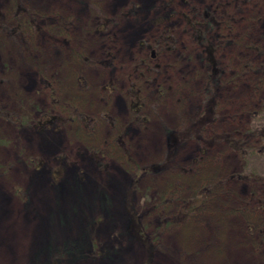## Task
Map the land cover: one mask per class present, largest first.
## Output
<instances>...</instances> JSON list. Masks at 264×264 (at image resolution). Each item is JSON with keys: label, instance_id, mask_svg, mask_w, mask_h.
<instances>
[{"label": "rangeland", "instance_id": "rangeland-1", "mask_svg": "<svg viewBox=\"0 0 264 264\" xmlns=\"http://www.w3.org/2000/svg\"><path fill=\"white\" fill-rule=\"evenodd\" d=\"M27 2L42 17L66 18L72 44L88 60L75 65L85 81L84 89H76L67 75L74 65L68 68L62 63L59 49L48 45L33 49L34 44L22 53L15 40L0 32V264H44L60 255L62 264H264V242L259 247L251 243L254 236L249 239L240 214L223 215L217 221L210 212L204 214L206 222L190 234L188 230L164 232L148 261L146 248L125 230L123 201L130 171L111 156L99 158L107 165L102 170L90 160L85 143L75 138L69 126L44 131L29 126V121L51 109L38 82V71L45 66L48 78L60 92L65 90L63 100L75 97L77 111L97 117L104 112L123 129L128 110L122 90L134 59L147 54L139 49V42L167 33L176 46L159 54L162 73L157 82L163 85V95L146 94V121L128 126L125 136L135 165L156 161L165 149L164 128L175 127L198 102L195 72L203 65L189 52L179 13L186 8L185 2L201 6L206 0H172L169 4L167 0ZM9 4L10 0H0L2 10L9 11ZM258 4L264 10V0ZM108 56L113 58L112 68L102 62ZM229 93L227 88L222 94L225 113L241 106L229 104ZM22 116L26 122L19 121ZM104 121L102 137L111 129L108 119ZM234 121L221 120L218 125L231 130L238 124ZM216 149L220 150V173L264 172L263 155L241 162L224 146ZM195 154L196 143L188 140L179 145L173 162L187 165ZM55 168L60 169L59 178L52 177ZM150 176H143L134 193L138 211L146 209L144 188L155 182ZM238 184L230 183L227 188L233 190L232 197L225 196L214 206L221 210L226 203L237 206L245 199L249 187ZM152 193L153 189L148 191L149 196ZM258 219L264 220V210ZM144 222L150 233L160 223L155 213Z\"/></svg>", "mask_w": 264, "mask_h": 264}, {"label": "trees", "instance_id": "trees-1", "mask_svg": "<svg viewBox=\"0 0 264 264\" xmlns=\"http://www.w3.org/2000/svg\"><path fill=\"white\" fill-rule=\"evenodd\" d=\"M185 3L186 8L179 15L184 23L189 52L203 65L195 72L194 92L198 102L175 127L164 128L165 149L160 158L135 165L125 136L131 124L145 123L146 94L163 95V85L157 82L162 73L159 54L176 46L174 38L167 33L159 32L154 38L139 42V49L147 50V54L134 59L122 90L128 110V122L123 129H118L114 119L104 112V116L97 117L77 111L75 97L63 100L65 90L61 88L60 92L55 82L48 78L45 66L38 71V82L46 91L53 110L47 109L29 121L30 125L28 123L38 131L69 126L75 138L85 143L90 160L102 170L107 169V165L99 158L111 156L130 171L123 201L125 230L146 248L148 261L164 232L188 230L190 234L198 229V224L206 222L204 214L209 212L217 221L223 215L240 214L249 239L254 236L251 243L259 247L264 242V220L258 219V214L264 210V172L250 169L220 173V150L216 149L224 146L241 162L252 155L264 156V10L259 9L258 0H206L201 6ZM166 14V18L170 16ZM66 20L61 15L42 17L27 0H10L9 11L0 8V32L5 33V37L15 40L22 53L31 50L34 44L33 49H45L47 45L59 49L62 63L68 68L74 65L67 70L68 77L76 89H84L85 81L75 65L86 62L88 57L72 44ZM102 62L113 67L112 57ZM227 88L230 89L227 97H232L229 104L241 105L238 111L224 112L222 94ZM105 118L111 129L102 137L104 126L101 125ZM221 120H237L238 124L227 130L218 125ZM19 121L27 119L22 116ZM188 140L196 143V154L187 165L176 164L173 162L175 152ZM51 174L59 178L60 169L55 168ZM149 174L155 182L145 186L146 209L138 211L133 196L143 176ZM157 176L162 179L157 180ZM161 183L164 185L159 188ZM230 183L249 187L248 196L240 199L239 206L226 203V208L220 210L214 204L225 196L232 197L233 190L227 188ZM152 189L149 196L148 191ZM154 213L160 223L150 233L144 218ZM59 263H64L61 255L44 264Z\"/></svg>", "mask_w": 264, "mask_h": 264}]
</instances>
